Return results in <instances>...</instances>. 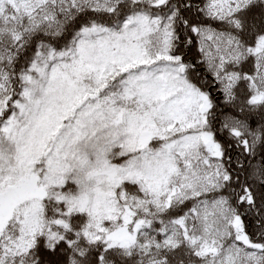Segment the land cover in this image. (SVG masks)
Masks as SVG:
<instances>
[{
    "label": "snow or ice",
    "instance_id": "obj_1",
    "mask_svg": "<svg viewBox=\"0 0 264 264\" xmlns=\"http://www.w3.org/2000/svg\"><path fill=\"white\" fill-rule=\"evenodd\" d=\"M0 264H264V0H0Z\"/></svg>",
    "mask_w": 264,
    "mask_h": 264
}]
</instances>
